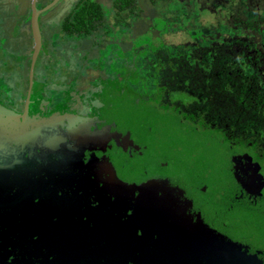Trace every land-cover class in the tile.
<instances>
[{"label": "flooded vegetation", "instance_id": "obj_1", "mask_svg": "<svg viewBox=\"0 0 264 264\" xmlns=\"http://www.w3.org/2000/svg\"><path fill=\"white\" fill-rule=\"evenodd\" d=\"M195 2L0 0V264H264V0Z\"/></svg>", "mask_w": 264, "mask_h": 264}, {"label": "rangeland", "instance_id": "obj_2", "mask_svg": "<svg viewBox=\"0 0 264 264\" xmlns=\"http://www.w3.org/2000/svg\"><path fill=\"white\" fill-rule=\"evenodd\" d=\"M98 1L103 3V4H106V5H108L111 2V0H98ZM178 1H182V0H161V1H157V3H155V4L153 2H151V0H139L141 6L146 10L147 14L144 16L145 19L143 18V21H141L138 25H136V27L134 29V33H133L134 36H133V38H131V40H134L135 36H138L141 33H145L147 35V39H151L152 41H156V42H157V40L162 41L164 39V37H163L164 34H171L173 32V31L169 32V27H168L169 25L168 24L170 23V21L167 22V20H166V17L170 18V16H172V14H175L174 16H177V15L179 17L181 16L180 22H181L182 26L187 25L188 21H186L184 19L185 18L184 13L177 10ZM185 1L188 4H191L197 12V8L195 7L196 6L195 0H185ZM155 25H157V26H155ZM195 27L199 28L198 25H196ZM26 28L27 27H25V29ZM26 30H25V32H26ZM21 37H23L25 40L27 39V38H25V34H23ZM144 38H146V37H144ZM28 45H30V42H28V41L25 42L24 46L28 47ZM22 48H24V47H22ZM28 63H29V60H27V64Z\"/></svg>", "mask_w": 264, "mask_h": 264}, {"label": "water", "instance_id": "obj_3", "mask_svg": "<svg viewBox=\"0 0 264 264\" xmlns=\"http://www.w3.org/2000/svg\"><path fill=\"white\" fill-rule=\"evenodd\" d=\"M20 121L21 120L17 116V114L13 113L12 111L7 110L2 105H0V139H1L0 148L6 146L5 147V149H6L7 147L10 146V140L9 139L15 137V133H16L15 129H16L17 125H19L18 122H20ZM105 125L107 127H109L107 123H105ZM111 127L112 126L110 125L109 128L111 129ZM111 131H113V129H111ZM123 137H125V135ZM228 185H230V186L232 185L235 188V186L233 184H230L229 182H228ZM233 200L236 201L235 199H233ZM247 210H248V212L245 215V224L243 226L245 231H247L252 238L255 235L259 236V239L261 240V242L264 243V223L260 224L259 226H256V222L254 224L252 222L253 221L252 219L255 216V211H257V210H254L252 208L247 209Z\"/></svg>", "mask_w": 264, "mask_h": 264}]
</instances>
